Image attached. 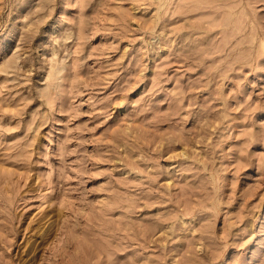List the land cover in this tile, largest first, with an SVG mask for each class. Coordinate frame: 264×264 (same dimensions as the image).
<instances>
[{"label": "rangeland", "instance_id": "374dc122", "mask_svg": "<svg viewBox=\"0 0 264 264\" xmlns=\"http://www.w3.org/2000/svg\"><path fill=\"white\" fill-rule=\"evenodd\" d=\"M0 264H264V0H0Z\"/></svg>", "mask_w": 264, "mask_h": 264}]
</instances>
